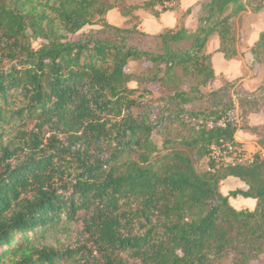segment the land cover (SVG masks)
I'll use <instances>...</instances> for the list:
<instances>
[{"label": "trees", "instance_id": "obj_1", "mask_svg": "<svg viewBox=\"0 0 264 264\" xmlns=\"http://www.w3.org/2000/svg\"><path fill=\"white\" fill-rule=\"evenodd\" d=\"M166 1L180 0H0V264L264 262V123L245 127L259 136L251 160L213 156L242 146L217 125L232 91L248 117L264 85L207 88L209 39L237 57L242 16L264 0H206L193 30L194 6L175 27L141 29L140 10L180 9ZM115 9L125 25L109 20ZM250 52L264 64V32ZM230 177L244 185L224 194Z\"/></svg>", "mask_w": 264, "mask_h": 264}, {"label": "rangeland", "instance_id": "obj_2", "mask_svg": "<svg viewBox=\"0 0 264 264\" xmlns=\"http://www.w3.org/2000/svg\"><path fill=\"white\" fill-rule=\"evenodd\" d=\"M145 0H129V3H139L142 4L144 3ZM189 1V0H188ZM185 3H188L187 0H184ZM179 6V2L173 3L172 5H168V6ZM200 5L194 6L197 7L199 9ZM161 9V6H159V10ZM115 13H110L108 18L111 22L113 23H121V25H125V20L123 22H120L118 19V14L119 11L117 9H115ZM139 12H142V14H146V11L144 10H140ZM248 19H245V22L247 23ZM120 25V24H119ZM158 21L150 16V15H146L143 17V26H144V30L148 31V32H156L158 31ZM263 26H264V21H263ZM261 26L260 25H255L256 30L259 29ZM243 28V27H242ZM86 30H88V28H86ZM247 34V29H241V24L239 27V36H240V40L242 39V37ZM239 40V41H240ZM39 45V41L34 43L35 47H38ZM250 53V50H249ZM215 62H216V68L220 69V67L222 66L221 62H219V60H217L215 58ZM222 62H228L226 60H222ZM147 64V63H145ZM230 64V67H226L227 68V75L228 77L234 78L237 77L236 74L237 72L234 71L236 68V64L235 63H228ZM235 64V65H234ZM255 65V61L254 64L252 66H249V71L244 73V76L242 78H247V81H243V86L246 90L250 91V92H254L256 91L259 86L264 85V73L259 71V69L261 68V66L263 64H259L256 65V67L254 68ZM141 67V63L138 61H131L129 63V65L127 66V70L128 71H137L139 70ZM243 70V69H242ZM249 77V78H248ZM136 83L132 82L131 86H135ZM211 88V87H210ZM152 89L154 91V93L158 96L159 95V85H153ZM232 100L235 103L234 108H232L231 110L235 111V115H233V118L238 117V123L237 125L239 126V130H237L238 132V137L240 138H247L244 141V146H242V148L244 149V151H246V157H244V161L246 160H251L252 159V155L253 153L256 151V148L253 147L255 145V143L257 142V139L259 138L258 135H254L251 134V137H248V135L246 134V130L245 127L248 126V124H252V125H259L264 123V105L262 106V109L259 110L256 113H252L250 114V116L247 117V115L243 112V110L240 108L239 104H238V97H237V92L236 90L232 91L231 94ZM188 118H191L190 115H185L184 119L187 120ZM236 132V133H237ZM250 138V139H249ZM156 139L158 142H160V137L157 135ZM252 150V151H251ZM244 184L242 182H240L238 179H233L232 181H227L224 180L221 183V190L224 194H228L230 192V190H234L239 186H243ZM254 200L251 198H244V197H238V198H231V202L232 204L237 207V208H246L244 206H247L249 208H254L255 204H253ZM253 264H264V262L262 261H255Z\"/></svg>", "mask_w": 264, "mask_h": 264}, {"label": "crops", "instance_id": "obj_3", "mask_svg": "<svg viewBox=\"0 0 264 264\" xmlns=\"http://www.w3.org/2000/svg\"><path fill=\"white\" fill-rule=\"evenodd\" d=\"M203 1H206V0H189V1L187 0L188 3H185L184 0H180L179 1V7H180L179 10L163 12V13H161V15L158 18L153 16L152 14H150L148 12H146L145 15L142 14V12H138V14L140 15V20H141L140 27H141V29L144 30L143 17L146 16V15H150V16L154 17L159 23V25H158V29L159 30L158 31H156V32H148V31H146L148 33H157V32H160V31H162L163 29H165L167 27H175V26H177L180 23L181 13L183 11L187 10L189 7L195 6L198 2H203ZM156 9L159 10V7H157ZM115 12L116 11L113 10L110 13H115ZM197 14H198V8L194 7L192 13L186 19V22H185L186 26L190 30H193L195 28V26H196ZM117 17H118L120 22H123L125 20V18L123 16H121L120 13L118 14ZM245 19L246 20L248 19L247 23L245 22ZM263 21H264V11L259 12V13H252L251 11H247V12H245L243 14L240 24H241V29H244V28L247 29V34H245L242 37V39L238 42V55L234 59L226 60L223 57V55L220 52L217 51V48L219 47V38H218V36H213L212 38L209 39L208 44H207V50H208V53L211 54L212 61H213V66H214V69H215V77H213L209 81V83L207 85V88L209 90H213V89L219 88L220 86H222L224 84V82L226 80H232V79H235V78H238V77H243L244 73L249 71V66L250 65L247 63L246 55L249 53L250 47L258 39L260 33L264 32ZM114 24H117V25L120 24L121 25V23H114ZM257 24L260 25L261 27L256 30L255 25H257ZM215 58L217 60H219V62L222 63L221 64L222 66L220 67V69L216 68ZM223 59L228 61V62H222ZM228 63H235L236 64V68L237 69H235L234 71L237 72L236 74H239V75H237V77H234V78H231V79L228 77L227 71H226L227 68L230 67L229 66L230 64H228ZM259 71H260V73L261 72L264 73V64L261 66ZM243 81H247V78L244 77ZM246 134L248 135V137H251L250 133L247 132ZM235 138H236L237 141L242 143V146H244V141L247 138L238 137V132L236 133ZM253 147H255L256 150L258 149L257 142L255 143V145ZM233 179H237V178L230 177V178H228L226 180L227 181H232ZM252 203L255 204V200ZM244 207H247V206H244Z\"/></svg>", "mask_w": 264, "mask_h": 264}, {"label": "built area", "instance_id": "obj_4", "mask_svg": "<svg viewBox=\"0 0 264 264\" xmlns=\"http://www.w3.org/2000/svg\"><path fill=\"white\" fill-rule=\"evenodd\" d=\"M166 5H172L173 2L166 1ZM233 115H235L234 110H229L226 112L223 117L217 122V125L225 127L228 123H231L233 126L239 130L238 123V117L233 118ZM187 122H199L202 123V120H198L196 118H188L186 120ZM207 125L209 127L214 126L213 121H208ZM214 158L217 160H222L225 163H235V162H242L244 161V157L247 158L246 155H244V149L242 146H239L238 144H229L227 148L225 149H215L213 153Z\"/></svg>", "mask_w": 264, "mask_h": 264}, {"label": "water", "instance_id": "obj_5", "mask_svg": "<svg viewBox=\"0 0 264 264\" xmlns=\"http://www.w3.org/2000/svg\"><path fill=\"white\" fill-rule=\"evenodd\" d=\"M246 60H247V63H248L250 66H252V65L254 64V61H255L253 54H252V53H248V54L246 55Z\"/></svg>", "mask_w": 264, "mask_h": 264}]
</instances>
